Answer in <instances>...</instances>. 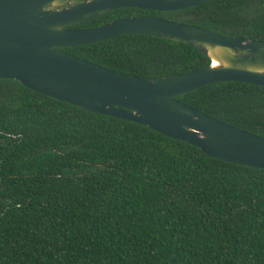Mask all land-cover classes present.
Here are the masks:
<instances>
[{
  "label": "trees",
  "instance_id": "1",
  "mask_svg": "<svg viewBox=\"0 0 264 264\" xmlns=\"http://www.w3.org/2000/svg\"><path fill=\"white\" fill-rule=\"evenodd\" d=\"M138 16L264 42V0L120 8L70 28ZM62 50L137 77L210 64L146 35ZM177 100L264 138V87L214 83ZM0 264H264V169L0 79Z\"/></svg>",
  "mask_w": 264,
  "mask_h": 264
},
{
  "label": "water",
  "instance_id": "2",
  "mask_svg": "<svg viewBox=\"0 0 264 264\" xmlns=\"http://www.w3.org/2000/svg\"><path fill=\"white\" fill-rule=\"evenodd\" d=\"M217 0H0V79L84 111L148 127L222 162L264 169V138L177 100L214 83L264 87V42L231 38L151 16L89 29L70 27L120 8L173 12ZM192 47L210 64L187 73L137 77L75 57L63 48L121 35ZM215 64V65H213Z\"/></svg>",
  "mask_w": 264,
  "mask_h": 264
},
{
  "label": "bare ground",
  "instance_id": "3",
  "mask_svg": "<svg viewBox=\"0 0 264 264\" xmlns=\"http://www.w3.org/2000/svg\"><path fill=\"white\" fill-rule=\"evenodd\" d=\"M213 65H215V64H213Z\"/></svg>",
  "mask_w": 264,
  "mask_h": 264
}]
</instances>
